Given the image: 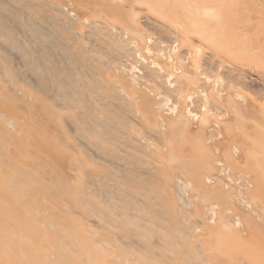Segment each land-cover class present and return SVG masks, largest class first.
Returning a JSON list of instances; mask_svg holds the SVG:
<instances>
[{
	"label": "bare ground",
	"instance_id": "1",
	"mask_svg": "<svg viewBox=\"0 0 264 264\" xmlns=\"http://www.w3.org/2000/svg\"><path fill=\"white\" fill-rule=\"evenodd\" d=\"M0 264H264V0H0Z\"/></svg>",
	"mask_w": 264,
	"mask_h": 264
}]
</instances>
